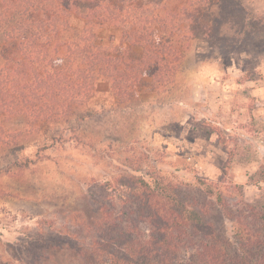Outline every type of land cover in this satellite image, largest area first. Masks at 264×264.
Masks as SVG:
<instances>
[{"label": "rangeland", "instance_id": "rangeland-1", "mask_svg": "<svg viewBox=\"0 0 264 264\" xmlns=\"http://www.w3.org/2000/svg\"><path fill=\"white\" fill-rule=\"evenodd\" d=\"M151 2L188 39L172 84L153 87L145 71L134 98L120 103L101 81L61 121L0 112V263L29 264L45 241L87 235L81 221L93 220L105 183L117 202L140 193L137 180L162 176L200 202L214 189L232 214L253 208L256 222L264 218V0L131 5ZM98 37L118 46L120 32L108 24ZM208 205L205 221L232 240L231 221ZM51 252L42 264H79L65 245Z\"/></svg>", "mask_w": 264, "mask_h": 264}, {"label": "trees", "instance_id": "trees-1", "mask_svg": "<svg viewBox=\"0 0 264 264\" xmlns=\"http://www.w3.org/2000/svg\"><path fill=\"white\" fill-rule=\"evenodd\" d=\"M136 1L0 0V112L61 121L88 105L98 82L120 103L134 98L145 71L153 87L172 84L187 36L153 15L157 4ZM74 16L83 29L69 27ZM108 24L120 32L118 46L98 42ZM137 183L140 193L117 202L108 183L99 186L93 220L81 221L87 235L45 241L29 264L53 260L51 251L64 245L79 264H264V218L256 222L253 208L232 214L220 192L206 190L200 202L162 176ZM209 202L231 221L232 240L205 221Z\"/></svg>", "mask_w": 264, "mask_h": 264}]
</instances>
